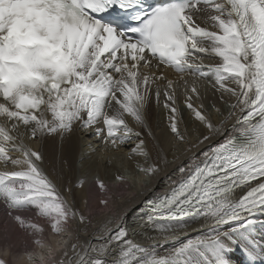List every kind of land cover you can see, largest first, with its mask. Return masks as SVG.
I'll list each match as a JSON object with an SVG mask.
<instances>
[{
    "label": "snow or ice",
    "instance_id": "obj_1",
    "mask_svg": "<svg viewBox=\"0 0 264 264\" xmlns=\"http://www.w3.org/2000/svg\"><path fill=\"white\" fill-rule=\"evenodd\" d=\"M129 142L140 175L116 182L151 191L170 156L177 178L117 213L97 177L96 207L78 206L63 183L72 151ZM0 207L6 242L10 229L34 246L59 238L50 264H235L237 250L264 264V0H0ZM130 211L157 235L132 229ZM192 225L203 232L180 240Z\"/></svg>",
    "mask_w": 264,
    "mask_h": 264
},
{
    "label": "bare ground",
    "instance_id": "obj_2",
    "mask_svg": "<svg viewBox=\"0 0 264 264\" xmlns=\"http://www.w3.org/2000/svg\"><path fill=\"white\" fill-rule=\"evenodd\" d=\"M206 62H209L207 58H205ZM207 82H202V85H206ZM203 91V89H202ZM182 97L178 101L181 106V111L184 118V124L181 125V130L183 131L185 126H187L189 135H191L192 129H193V122L189 118L188 111L183 107L182 103ZM217 99L213 96L211 89H208L206 98L204 99V103L206 106H209L210 103ZM152 113L153 117L150 121L152 123L154 130H156V125H159V129H164L166 124V114L165 110L163 108L162 102L159 108H157L155 102L152 104ZM209 112H212L211 107H208ZM213 119H217L216 114L212 112ZM198 127V126H197ZM202 131V129H200ZM87 139H92L91 136L87 137ZM215 143V141L213 142ZM102 142L97 141L96 145L99 148L101 146ZM132 147V142L127 143L121 151L117 152H107L102 153L100 151L93 152L91 154L85 153L84 156L81 158L79 154V150L76 149L72 151L71 153V161H72V167L71 170L66 169L65 175L63 178V183L65 185L71 184L73 186L74 194L77 199L78 206L82 207L83 200L87 197L89 198V207H96V196L98 193L96 192V188L94 186V180L97 177L103 178L105 182L109 185L110 192L113 197V203L116 205V212H123L126 209H135L138 208L139 202L145 197V196H152L154 193H160L165 188L164 183V176L168 175L171 176L172 179H176V175H174L176 164L173 163L171 156L169 157V164L165 167H162L161 173L158 174L157 177H152L151 180L154 182V187L151 191L142 192L138 187L131 186V182H129V186L125 187L124 185L120 184L119 182L115 181V176L117 174H122L125 176L129 175H140L139 172L135 169V163L132 161H129L126 157V153L128 152V149ZM44 151L45 154V163L42 165V167L47 172L49 170V159H50V153L46 147H42L41 149ZM202 150H207V148H203ZM181 161L183 163H187V159L184 155L181 156ZM78 179H84L85 183L83 185V189L75 188V183ZM146 187H151V185H147ZM2 208V207H1ZM82 210L87 211V209L82 208ZM26 213L25 215H27ZM100 218L99 215L94 217V223L96 220ZM127 221L129 222L132 229H135L140 232H147L149 235H157L156 233H153L150 231L149 226L147 224L141 225V223L137 219V214L134 211H130L127 215ZM17 230H11L9 233V239L8 241H2L0 244V259H4L6 261V264H28V261L26 258H23L24 253L14 254L16 251L15 246L12 244L14 242V236L18 232ZM203 232L202 229H198L196 225H192L191 229L187 232V235H181L179 237L180 240H184L190 237H194L196 235H199ZM4 232L0 233L2 235ZM46 234V233H45ZM257 239L264 240V228L258 229L256 233ZM86 237L81 234V239H85ZM135 240L140 241L141 243L148 244L149 241H144L142 239V236H136V237H130ZM30 239V238H29ZM48 237H46L47 241ZM7 244H11L12 247L9 249V254H4V249ZM174 241L170 240H164L162 238H159L156 241V247L163 251L164 248H168L174 245ZM30 251V250H28ZM11 258V260L9 259ZM243 258V254L237 250L233 260L235 264H241V260Z\"/></svg>",
    "mask_w": 264,
    "mask_h": 264
},
{
    "label": "clouds",
    "instance_id": "obj_3",
    "mask_svg": "<svg viewBox=\"0 0 264 264\" xmlns=\"http://www.w3.org/2000/svg\"><path fill=\"white\" fill-rule=\"evenodd\" d=\"M58 237H50L49 241H45L42 245H35L30 251L24 253L23 258H26L28 264H50L54 254V241ZM4 254L7 255L8 251L5 248Z\"/></svg>",
    "mask_w": 264,
    "mask_h": 264
},
{
    "label": "rangeland",
    "instance_id": "obj_4",
    "mask_svg": "<svg viewBox=\"0 0 264 264\" xmlns=\"http://www.w3.org/2000/svg\"><path fill=\"white\" fill-rule=\"evenodd\" d=\"M7 220H8V218L5 215L3 208L0 207V233L4 232L5 221H7ZM17 231L18 232L15 234L14 242L12 244L15 246V249H16L14 254L16 253L19 255V253H24V251H26V250L27 251L31 250V249H27L30 247L31 241L29 238L25 237L24 234L20 230H17ZM2 241H5V233L0 235V244L2 243ZM9 259L11 260L10 257H9ZM11 264H13V263H11Z\"/></svg>",
    "mask_w": 264,
    "mask_h": 264
}]
</instances>
